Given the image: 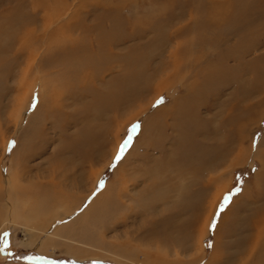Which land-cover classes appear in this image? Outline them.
Returning a JSON list of instances; mask_svg holds the SVG:
<instances>
[{
	"label": "rangeland",
	"instance_id": "374dc122",
	"mask_svg": "<svg viewBox=\"0 0 264 264\" xmlns=\"http://www.w3.org/2000/svg\"><path fill=\"white\" fill-rule=\"evenodd\" d=\"M20 1L0 0V26L3 27H0L3 30L0 33V46H12L9 49L12 51L0 54V64L13 61L15 53L22 58L14 61L16 68L12 79L6 78L4 71H0V252L7 251V254L0 253V264H156L155 261L162 264H264V234L256 248L248 249L253 243L254 224L261 222L257 219L264 213V110L234 109L230 113V117L233 115L230 127L244 128L242 132L248 136L246 139L244 137L242 143L243 154H239L241 145H236L237 148L230 146L231 152L225 155V161L221 157L218 163L214 162L217 156L212 155V148L215 142L222 141L219 137L188 147L184 155L177 154L176 167L168 169L162 166L157 172L170 180L184 170L179 175V190L167 189L164 197L154 202L155 206L151 208L157 211L151 210L149 213L145 206L146 200H153L152 195L144 196L145 200L140 206L133 208L134 199L139 197L137 194L145 184L144 169L148 165L145 160L151 164L159 162L163 148L170 151L176 147L175 139H167L161 133L153 142H149L148 137L147 142H143L146 137L143 132L147 130L152 114L160 115L159 111L169 108L171 98L175 96L181 102L200 98L202 103L197 111L200 120L218 115L215 117L219 118L217 124L220 125L227 119V115L220 116L222 110L219 108L224 102L221 98L229 97L234 105L238 97L245 95L240 88L245 90L255 85L261 86L260 83L264 81V0H88V3L82 0H43L45 8H38L36 0ZM116 4L119 9L115 7ZM213 4L217 5L221 17L225 19L220 25L216 23L221 17L215 18V21L210 15ZM114 7L119 13L113 16L123 21L129 20V23H122L121 31L116 33L117 38L125 41L109 49L118 51L120 57L132 52L141 57H157L152 64L149 63L151 59L144 61L142 58L140 62L132 59L131 65L134 64L132 62L137 63L141 71L146 65L152 69L160 64L161 58L158 56L162 52L161 45L149 49V44L164 37L162 29L167 27L169 33L190 25L192 29L173 38V45L181 43L185 50L189 49L184 54L185 50L181 48L179 61H183L177 73L174 66L169 64L161 75L153 79V90L147 92L144 98L138 96L132 102H128L131 100H126L128 97L124 96L128 94L124 89H127L125 68L116 65L109 74L94 69L95 78L87 81L91 78V67H79L74 63L76 56L70 57L62 52L61 49L73 45V41H77V47L82 49L79 53L85 48L83 53L87 49H94L95 33L89 32V28L78 32L57 30L72 17L76 30L81 24L92 27L103 13L108 12L106 9L116 12ZM105 25L108 26L109 22ZM101 31L105 32V29ZM220 33L231 36L221 46L214 45V39ZM21 43H25L27 49L19 53ZM241 43L253 51L242 63L229 58L228 65H231L232 71L229 88L224 90L222 96L215 95L224 82L218 81L214 86L209 84L212 87L206 84L203 75L209 69L214 71L213 67L219 68V65L215 66L217 63H206L211 57L217 62L218 57L225 54V49ZM36 44L37 53L27 59L29 50ZM145 45L149 46L148 50L143 48ZM239 53L235 51L233 56ZM191 57L195 59L194 65L190 63L186 66L184 61L189 62ZM45 58L46 63H50L46 64ZM165 61L162 59V63ZM70 62L74 67H70ZM89 72L90 77H87L85 74ZM243 78H246L245 81ZM77 80L80 86L88 85L84 87L87 102L97 94L100 98L102 95L109 96L110 90L115 91V99L125 97L123 100L126 102L119 109L98 111L95 119L94 116L87 118L75 114L84 105L79 99L64 109L65 113H59L60 123L56 126L49 119L51 123H42L47 116L41 115L35 127L28 129L26 123L20 127L37 93L41 94L43 104L54 94L65 92L69 83L76 85L74 81ZM38 85L41 91L35 90L37 93L33 94ZM122 85L124 88H121ZM262 87L264 91V85ZM262 91L256 101L264 100ZM36 101L37 111L43 105L38 103L37 98ZM70 102L73 100L70 99ZM247 107L250 108V105ZM42 110L51 115L46 108ZM207 110L210 112L207 113ZM31 111L32 117L38 113ZM237 117L239 119L236 120ZM118 124H122L119 133L116 132ZM200 138L199 135L196 137L198 140ZM126 142L122 157L117 160L121 146ZM36 151L41 153L33 155ZM144 156L149 159H143ZM197 167L200 169L195 171ZM134 177L137 180H133ZM53 193L55 199L50 198ZM101 194L112 205L107 204L106 212L99 216H87V206L95 196ZM211 203L215 204V208L210 211V206H206ZM8 207L19 212L22 218L12 216L13 224L6 226ZM69 208L73 210L71 213H68ZM197 214L200 216L199 222H193ZM209 216L212 222L207 226L208 233L203 236V225ZM174 221H178L181 230L178 236L183 246L179 243L176 245L177 239L170 236V224H174ZM50 223L52 226L48 225ZM33 226H49L48 231L56 228L59 235L52 233L48 236L44 233L45 229L31 230ZM35 245L38 249L34 248ZM147 251H151L152 257L157 259L149 261Z\"/></svg>",
	"mask_w": 264,
	"mask_h": 264
},
{
	"label": "bare ground",
	"instance_id": "6f19581e",
	"mask_svg": "<svg viewBox=\"0 0 264 264\" xmlns=\"http://www.w3.org/2000/svg\"><path fill=\"white\" fill-rule=\"evenodd\" d=\"M24 1L26 0H21L20 2L23 3ZM83 3H88V0H82ZM94 0H92L93 2ZM97 2L100 1V0H96ZM43 0H36V3L38 4V8H42L44 7V3H42ZM91 2V1H90ZM89 2V3H90ZM107 2V1H106ZM121 2V1H119ZM26 3V2H25ZM122 3V2H121ZM21 5V4H20ZM118 4H116V8L119 9V7H117ZM19 7V6H18ZM114 7V8H115ZM45 8V7H44ZM116 8H115V11H116ZM212 10L210 11V15L212 14V18L216 21L215 18H218V17H221V13L219 12V8L217 7L216 4H213L211 7H210ZM218 9V10H217ZM222 9V8H221ZM108 12H105L102 14V17L98 19V21L96 22L95 25H93L92 27H84L82 24L80 26L77 27V30H76V27L73 26V17L68 19L66 22L62 23L60 25V27L57 29V30H67V31H72V32H78V31H86L88 28V31L89 32H93L97 35V37L95 38L94 40V49H87L86 53H83L85 52V49L82 51V53H79L78 51L79 50H82L80 47H77V41H73V45L71 46H67L65 49H61L63 50L62 52L64 53V55L66 54L67 56H70V57H75L77 58V60L74 62L76 65H78L79 67H85V68H88V67H91V78H89V80L87 79V81H92L93 78H95L96 76V72L93 73L94 69L97 71L98 69H101L102 71H105V72H108V74L110 73L111 70H113L114 67H116V65H118L119 67L122 66L123 68H125L127 70V73L124 77H126V81H127V89L123 87V85L121 86V88H124L125 90L128 91V94L127 95H124V92H123V95L124 96H127L128 98L126 100H131V101H128V102H132V100L134 101V99L136 100L137 98H139L138 96H141L140 99H142L143 96L146 95L147 92L149 91H152L153 90V79L156 78L157 75H159L161 72H164L165 69H167V67H169V64L174 66L173 68L176 70V73L178 71V69L180 68V65H182V61H179L181 58L179 57V52H182V49L185 50V48L181 45V43H178L177 45H173V42L174 41V37L178 36L179 34L185 32L186 30H192L191 29V25L189 27H186L185 29L182 28V29H176V31H174L173 33H169L168 32V29L167 27H165L163 30V34H164V37L162 38H159V39H155L152 41L151 44L154 45V47H151L153 45L149 44L150 48L149 49H154L156 48L158 45H161L162 47V52L159 53V56L158 58H161L160 60V64H157V66L155 65L154 67H151L152 69H150L147 65L144 66V70H139L140 68L137 66V63L135 62H140L141 59L143 58L144 61H148V59H151V57H148L147 55H144V56H138L139 54L137 53V55L135 54L136 52H132L130 54H127L123 57H120V53H118V51H114L112 49H109V48H113V47H116L120 44V42H123L125 41L124 40H121L119 38L116 37V33H118L119 31H121V24L126 22V23H129V20H121L120 17L118 16H113V14L117 15V13H119L118 11L116 12H113V11H110L109 9H106ZM5 13V12H4ZM14 13V11H13ZM9 14V13H8ZM17 14V13H16ZM172 20V19H171ZM225 20L223 17L220 18V20H217V25H220L221 23H223L222 21ZM109 22V25L106 26L105 24ZM250 23V22H249ZM52 24V23H51ZM50 24V25H51ZM126 25V24H125ZM128 25V24H127ZM2 26V25H1ZM0 26V27H1ZM240 27V26H239ZM3 28V27H1ZM0 28V29H1ZM107 28V30H106ZM101 29H105V32H102ZM5 30V29H4ZM3 32V30L1 31L0 30V33ZM241 33V32H240ZM70 35V34H69ZM91 35V34H90ZM231 35H228V34H225V33H220L215 39H214V45H219L221 46L222 44L226 43L229 39ZM126 37V36H125ZM158 38V37H157ZM239 45V44H238ZM238 45H235L233 48H228V49H225V54L222 56V57H218L217 59V62H214L213 61V58L211 57V60H208L207 61V65H210V64H214V63H217L215 66H218L219 65V68H215L213 67V70L214 71H210V69L203 75L204 77V80L206 82V84L209 86V87H212L210 86L209 84L211 85H216L218 81H221V83L224 82L223 85H221V87L219 88V91L217 93H215V95H221L224 94V90L226 88H229L228 86L230 85V81H229V78H230V75L232 73V71H230V67L231 65H228V60L229 58H233V60L239 62V63H242V60H244V58L249 55L253 49H249V48H245L244 47V44H240L239 46ZM85 46V45H84ZM148 46V47H149ZM12 46H8L7 48L5 47H2L0 46V54L1 53H8V51H12V50H9ZM148 47L143 46L144 49L148 50ZM218 47V46H217ZM182 48V49H181ZM188 48V47H186ZM12 49V48H11ZM26 47H25V43H21L20 45V48L18 50V52H25L26 51ZM38 49L37 47V44L35 46H33L30 50H29V58L27 59H30L33 57V55L31 54H36V50ZM191 49V47H190ZM255 49V48H254ZM167 50V54L165 55V52ZM189 50V49H188ZM188 50H185L184 51V54H187L188 53ZM237 51V52H240L237 56H233L234 55V52ZM81 52V51H80ZM139 52V51H138ZM214 52V51H213ZM142 53V52H141ZM220 54V53H219ZM2 55V54H1ZM60 55V54H59ZM62 55V53H61ZM218 55V54H217ZM222 55V54H221ZM118 56V57H117ZM165 56H167L165 58ZM186 56V55H185ZM184 56V57H185ZM202 56V55H201ZM5 57V55H4ZM64 57V56H63ZM66 57V56H65ZM6 58V57H5ZM8 58V57H7ZM14 60L13 61H10V62H7L5 64H0V71H4V76L6 78H9V79H12L13 76L15 75V68H16V65H15V62H17L18 59L21 58V55H18L16 56V53L14 55ZM155 58L157 59V57H154L153 59H151L149 61L150 64H152L155 60ZM188 58V57H187ZM62 59V58H61ZM66 59V58H64ZM132 59H134L135 62H132L134 63L133 65H131V61ZM162 59H165L166 61L164 63H162ZM183 59V58H182ZM22 60V58H21ZM20 60V61H21ZM37 60V59H35ZM49 60V59H48ZM185 60V59H184ZM188 61H184L185 65L188 66L190 63L193 64L194 60H192V57H191V60L188 59ZM7 59L4 61L6 62ZM47 59L45 58V63H46ZM3 62V61H2ZM1 62V63H2ZM29 63L31 64H34V61L32 60H29L28 61ZM53 62V61H52ZM58 62V61H57ZM188 62V63H187ZM197 62V61H196ZM199 62V61H198ZM44 63V64H45ZM47 63H50V61H48ZM46 63V64H47ZM145 63V62H144ZM143 63V64H144ZM202 63V62H201ZM40 64V63H39ZM62 64V63H61ZM70 64V67L74 65L71 64V62L69 63ZM183 64V65H184ZM199 64V63H197ZM248 64V63H246ZM19 65V64H18ZM129 65V66H128ZM194 65V64H193ZM52 66V65H51ZM57 66V65H56ZM94 66V68L92 67ZM128 66V69L127 67ZM259 66V65H258ZM68 67V68H70ZM139 69H138V68ZM191 67V65H190ZM193 67V66H192ZM224 67H227L225 70ZM264 67V66H263ZM262 67V68H263ZM59 68V67H58ZM149 68V69H148ZM184 68V66H183ZM238 68V67H237ZM259 68H261L259 66ZM54 69V68H53ZM208 69V68H207ZM241 69H244L241 67ZM251 69V68H250ZM256 69V67H255ZM253 68V70H255ZM59 70V69H58ZM81 70V69H80ZM79 70V72H80ZM191 70V69H190ZM237 70V69H235ZM1 71V72H2ZM125 71V70H124ZM122 71V72H124ZM264 71V70H263ZM60 72V71H58ZM62 72V71H61ZM88 72V71H87ZM90 72L88 74H85L87 75V77H90ZM192 72V71H191ZM189 71V73H191ZM197 72V71H196ZM202 72V71H201ZM257 72H258V69H257ZM262 72V71H260ZM52 73V72H51ZM74 73V72H73ZM185 73V72H184ZM256 73V72H255ZM72 74V73H71ZM77 74V73H76ZM103 74V73H102ZM152 74L154 75V77L152 76ZM70 75V74H69ZM84 75V76H85ZM124 75V74H123ZM161 75V74H160ZM255 75V74H254ZM253 75V76H254ZM259 75V74H258ZM60 76V75H59ZM62 76V75H61ZM83 76V75H82ZM234 76H236L234 74ZM257 76V75H256ZM255 76V78H256ZM260 76V75H259ZM78 77V76H77ZM81 77V76H79ZM86 77V78H87ZM238 77V76H237ZM260 77H263V76H260ZM259 77V78H260ZM59 78V77H58ZM72 78V77H71ZM82 78V77H81ZM234 79V78H233ZM238 79V78H236ZM246 78H243V81H245ZM261 79V78H260ZM60 80V79H59ZM67 80V79H66ZM197 80V79H196ZM195 80V81H196ZM254 80V79H253ZM264 80V78L262 79ZM261 80V81H262ZM52 81V80H51ZM84 81V80H83ZM175 81V79L173 80V82ZM235 81V80H234ZM239 81V80H238ZM248 81V80H247ZM246 81V82H247ZM251 81V80H249ZM260 81V82H261ZM71 82V81H70ZM76 83L75 84H72V83H69V87L65 90V92H63L62 94L59 95V93H56L53 95V97L51 99H49L47 102L44 101L43 104H41V102L43 100H41V94L39 95V93H37L36 91H41L40 89V86L38 85L37 88H34V91H33V94L34 92L37 93L35 99L32 100V102L30 103V106L28 107V109L26 110L24 116H23V119L21 121V124H20V127L22 128L24 126V124L26 123L28 129L30 127H35L36 124H38V121H40L39 119L42 118L43 116H47V118H43V120L41 121L43 123V121H51L52 124L54 126L58 125L59 120H58V115L59 113L63 114L65 113L64 109H66L67 107H70L72 106L75 102H77L79 99L83 102V106H81L79 108V110L75 113L76 115L79 114V115H82V116H85V117H89L91 118L90 116H94V118L96 119L98 117L97 115V112L98 111H110L111 109H119L122 105L125 104L124 102V98H119L120 100H117V98L115 99V91L114 90H110L109 91V96L105 97V95H102L103 97H99V94H97L94 99L92 101H89L87 102L85 100V96H87L85 93L84 95V87H87L86 85L83 87V86H80L77 84L78 80L77 81H74ZM85 82V81H84ZM194 82V80H193ZM258 82V81H257ZM264 82V81H263ZM262 82V83H263ZM82 83V82H81ZM88 83V82H86ZM92 83V82H91ZM89 83V84H91ZM195 83V82H194ZM193 83V84H194ZM242 83V82H241ZM254 83V82H253ZM260 83L261 86L259 85H255L253 87H250V88H247L245 90H243L242 88H240L242 91L245 92V95L242 94L241 97H238L235 101H234V105L231 104V99L229 97H223L221 98L222 100L221 101H224L222 102V106H220L221 108L217 107V109H221L222 111H220V116L222 115H227V119H225V121L218 125L217 124V120L219 118H216L215 116H218V115H215L213 118H209L207 117L208 119H205L203 121L200 120L198 114H197V111L198 109L200 108V104L202 103V99L198 98V99H194V98H189V99H185L186 101H179V99L175 96L173 98H171V105L170 107H165L163 108V111H159L160 115H157V114H152V116L150 117V121L147 125V130L143 133H145L146 137L143 138V142H147V137H148V141L149 142H153L154 140H156L157 138V134L158 133H161L163 135H165L164 137L167 138V139H175V142L174 144H176V147L173 149H169L170 151H168V149H162L161 151V157H160V160L161 161H157V162H154V164H151V162H148V160H145L148 165H147V168L144 169V174H145V179H144V186L143 188H141L139 190V193L137 194V196H139L138 198H135L134 201H135V204H133V208H136L138 206H140V203L145 200V197L146 195H152L153 197V200L151 201L150 199L149 200H146L148 201L147 204L145 205L146 207H148V212L150 213L151 210H155V209H151V208H154L155 204L154 202L158 201L159 199L163 198L164 194L167 193V189L170 190V188H172L171 190H174V189H178L180 188V182H179V175L183 174L185 171L182 170L181 172H179V175L173 178H170L169 180V177L168 176H159L157 174V172L160 170V167L162 166H166L168 169H172L174 167H176L178 165V162H177V154H180V155H184L188 149V147H192L195 145H197L198 143H202L203 141H213L216 139V137H219L220 139H222V141H218V142H215V145L213 146V154L214 156H217L215 157V161L214 162H217L221 160V157H222V161H225V155H228L230 152H231V147H235L236 145H241L240 147V152L239 154H243L244 152L242 151V143L243 141L248 137L244 136L243 134V130L241 128H231L230 125H231V116L230 117V113L234 110V109H240L241 111L245 110V111H251L253 109H261L262 111L264 110V100H259V101H256V98H258L259 95H261V91L263 89L262 84ZM52 84V83H51ZM93 84V83H92ZM173 83H171L170 85H172ZM192 84V85H193ZM232 84V83H231ZM234 84V83H233ZM251 84V83H250ZM61 85H66V84H63L61 83ZM94 85V84H93ZM202 85V84H201ZM207 85L204 86L203 84V87H207ZM239 85V84H238ZM49 86V85H48ZM59 87H61L60 85H58ZM64 87V86H63ZM109 87V86H107ZM196 87V86H195ZM202 87V88H203ZM237 87V86H236ZM100 88V87H99ZM201 88V89H202ZM208 88V87H207ZM63 89V88H62ZM123 89V90H124ZM189 89V87H188ZM36 90V91H35ZM90 90V89H89ZM89 90H87L88 92H90ZM96 90V89H95ZM124 90V91H125ZM53 91V90H52ZM122 91V90H121ZM120 91V92H121ZM227 91V90H226ZM54 92V91H53ZM98 92V91H97ZM189 92V91H188ZM203 92V91H202ZM236 92V91H235ZM239 92V91H238ZM99 93V92H98ZM119 93V91H118ZM194 93V92H193ZM264 93V91H262V94ZM101 94V93H100ZM104 94H108V93H104ZM121 94V93H120ZM46 94H44L45 96ZM89 95V94H88ZM118 95V94H117ZM116 95V96H117ZM123 95L121 97H123ZM191 95V94H190ZM187 97V96H186ZM191 97V96H190ZM36 98L38 99V103H40L41 105H43V107H38L39 109L36 111L35 109L37 108V106L35 105V101H36ZM48 98V96H47ZM46 98V99H47ZM144 98V97H143ZM233 98V99H234ZM70 99L73 100V102H70ZM228 99V100H227ZM79 100V101H80ZM214 100V99H213ZM37 102V101H36ZM81 102V103H82ZM220 102V100H219ZM80 103V104H81ZM247 103H249L248 105H250V108H246ZM127 104H130V103H126ZM132 104V103H131ZM47 109L51 115H47L48 113L45 112L44 110L42 109ZM159 108V107H158ZM218 109V110H219ZM31 110H34L35 112H38L35 114V116L33 115V117L30 115L32 113ZM111 110V111H112ZM157 110V109H156ZM216 110V109H215ZM239 110V111H240ZM258 110V109H257ZM118 111V110H117ZM209 110H207L206 112H208ZM236 111V110H235ZM259 111V110H258ZM47 113V114H46ZM105 113V112H104ZM141 113V112H140ZM139 113V114H140ZM213 113V112H212ZM211 114V113H210ZM42 115V117H41ZM207 115V114H206ZM242 115V114H241ZM245 115V114H244ZM219 116V117H220ZM69 117V116H68ZM116 117V116H115ZM30 119V120H29ZM49 119V120H48ZM117 120V118H115ZM239 119L238 117L236 118V120ZM114 120V118L112 119ZM122 120V119H121ZM49 121V122H50ZM70 121V120H69ZM96 121V120H95ZM131 121V120H130ZM216 121V125L214 124ZM240 121V120H239ZM50 122V123H51ZM122 122V121H121ZM66 125V124H65ZM218 125V126H217ZM52 126V125H51ZM239 126V125H238ZM118 131H116L117 133H119V131H121L122 129V124H118ZM169 129H171V131H169ZM27 130V129H26ZM25 131V130H24ZM93 132H95L93 130ZM97 133H99L97 130H96ZM176 132V134H175ZM26 133V132H25ZM174 133V134H173ZM100 135V134H99ZM200 136L201 138L198 140L196 139L197 136ZM98 136V135H97ZM96 136V137H97ZM245 137V139H244ZM142 140V139H141ZM98 141V140H97ZM51 143V142H50ZM204 144V143H202ZM231 146V147H230ZM70 147V146H69ZM238 147V146H237ZM235 147V148H237ZM204 150V149H203ZM212 150V151H213ZM228 151V152H227ZM37 152V151H36ZM34 152V154H39L41 153L40 151L39 152ZM148 154V152L146 153V155ZM32 155V153H31ZM246 155V154H245ZM227 157V156H226ZM211 158V157H210ZM229 158V157H228ZM227 158V159H228ZM143 159H149L147 156H144ZM150 159H153V158H150ZM168 159V160H167ZM173 159V160H172ZM175 159V160H174ZM240 158L238 157V160ZM214 160V159H213ZM151 161V160H150ZM235 162V161H234ZM215 163H213L214 165ZM171 165V166H170ZM206 166V165H205ZM203 167V166H202ZM212 167V166H211ZM207 168V166H206ZM209 168V167H208ZM34 169V168H33ZM153 169V170H152ZM200 168L197 167V170H199ZM205 169V168H204ZM202 171V169H201ZM200 171V172H201ZM207 171V170H206ZM6 172V171H5ZM4 172V173H5ZM204 173H206L204 171ZM14 174L16 175V173L14 172ZM98 177V175H96ZM95 176V177H96ZM20 177V176H19ZM96 177V178H97ZM133 177V176H132ZM125 179V178H123ZM133 179V178H132ZM174 179V180H173ZM96 180V179H95ZM133 180H137V178L134 177ZM177 183H171V181H175ZM213 180V179H212ZM1 181V180H0ZM97 181V180H96ZM95 181V183H96ZM14 182V181H13ZM18 183V182H17ZM95 183L93 185V189L95 188ZM8 184H11L12 185V182H9ZM166 184H168L166 186ZM212 184V183H211ZM31 186V185H30ZM29 186V188H30ZM33 186V185H32ZM37 186V185H36ZM56 186V185H55ZM164 186L166 187L164 189ZM59 187V186H58ZM39 189L41 188V185L39 184ZM60 188V187H59ZM62 188V187H61ZM109 189V188H108ZM33 190V189H31ZM63 190V189H62ZM93 191V190H92ZM109 192V191H108ZM151 193V194H150ZM66 196V195H65ZM222 196V195H221ZM50 198H56V196L53 194L50 195ZM58 198V197H57ZM219 200V199H218ZM47 202V201H46ZM219 202V201H218ZM81 203V199L78 203V205ZM217 203V202H216ZM107 204H111V202H109L108 200H106V196L103 194L101 195H98V196H95L94 199L91 201V203L89 204V206H87L86 210L88 211V215L87 216H90V217H94L95 215L98 214V216L100 214H103L104 212H106V209L105 208H108V205ZM78 205H76L75 207H77ZM112 205V204H111ZM148 205V206H147ZM74 206V204H73ZM106 206V207H105ZM206 206V204H205ZM210 206V211L213 210L215 208V204L211 203L210 205H207L206 207ZM104 207V209H103ZM74 208V207H72ZM205 208V207H204ZM70 209V208H69ZM68 209V210H69ZM202 209H203V206H202ZM201 209V210H202ZM134 210V209H133ZM67 211V210H66ZM71 210L70 209V212L68 211V213H71ZM157 211V210H155ZM8 218L5 220V225L8 226L9 224H13V221L11 220V218H13L12 216H15V218H22L20 217L21 214L19 212H17L16 210H13L11 209V207H8ZM57 212V211H56ZM204 212V210H203ZM209 212V211H208ZM157 213V212H156ZM200 214V213H199ZM199 214L196 215V218H194L193 222H196L200 219V216ZM64 215V214H63ZM62 215V216H63ZM66 215V214H65ZM202 215V214H201ZM57 216V215H56ZM61 216V217H62ZM70 216V215H69ZM82 216V215H81ZM97 216V217H98ZM145 216V214H144ZM55 217V216H53ZM58 217V216H57ZM89 217V218H90ZM211 217L209 216V218L206 220L205 224L203 225V229L202 230V235H206L208 233V228L207 226L210 225V223L212 222ZM17 220V219H16ZM53 220V219H52ZM55 220V219H54ZM257 221H261V222H257L255 223V230L253 231V243L251 246H248V249L251 248V250H253L254 248H256V245L259 244L260 241H258L259 239H261V237H263V234H264V213L261 215V217L259 218V220L257 219ZM48 222V221H47ZM53 222V221H52ZM79 222V221H78ZM199 222V221H198ZM49 223V222H48ZM45 224V223H44ZM192 224V223H191ZM47 225V224H46ZM49 226H52L51 223L48 224ZM172 227L169 229V231H171V234L170 236L172 237V239H177V242H176V245L179 243L181 246L182 245V239L179 238V224H178V221H174V224H170ZM197 225V224H196ZM48 226V227H49ZM54 226V224H53ZM194 226V225H193ZM48 227L46 228H39V227H36V226H33L32 228H30L31 230H34L37 228V230H40L42 231L41 229H45L44 233L48 236H50L52 233L53 234H57L59 235L56 231V228L55 230H50L48 231ZM50 229V228H49ZM59 231V230H58ZM63 231V229H62ZM232 231V230H230ZM168 232V230H167ZM256 232V234H255ZM164 233V232H163ZM167 235V234H166ZM35 236V235H34ZM192 237V236H191ZM202 238V237H201ZM200 238V239H201ZM46 241V240H45ZM49 240H47L48 242ZM42 245V243H41ZM45 245V244H44ZM179 246V245H178ZM254 246V248H252ZM35 249H38L37 246L35 245L34 247ZM202 250V248H201ZM163 251V250H162ZM162 251L159 253V255H161ZM7 251L5 252H0L1 254H7L6 253ZM148 252V251H147ZM146 252V253H147ZM165 252V251H164ZM163 252V253H164ZM203 252V251H202ZM149 253V255H148ZM147 253V256H149V261L152 262V259L154 257H152L151 255V251ZM166 253V252H165ZM152 257V258H151ZM159 258V257H158ZM154 259H157L156 257ZM218 261V260H216ZM215 261V262H216ZM156 264L158 262V264H162V262H159V261H155ZM219 262V261H218ZM168 263V262H167ZM214 263V262H211V264ZM164 264V263H163ZM210 264V263H209Z\"/></svg>",
	"mask_w": 264,
	"mask_h": 264
},
{
	"label": "snow or ice",
	"instance_id": "6c2138e0",
	"mask_svg": "<svg viewBox=\"0 0 264 264\" xmlns=\"http://www.w3.org/2000/svg\"><path fill=\"white\" fill-rule=\"evenodd\" d=\"M135 130V129H133ZM127 146V142L125 143V145H122L121 146V149H120V153L118 154L117 156V160H119L121 157H122V154H123V151H124V148ZM226 202H227V198H226ZM7 235V234H6Z\"/></svg>",
	"mask_w": 264,
	"mask_h": 264
}]
</instances>
